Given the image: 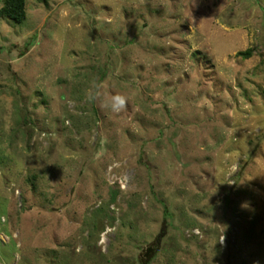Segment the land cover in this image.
Here are the masks:
<instances>
[{
  "label": "rangeland",
  "instance_id": "rangeland-1",
  "mask_svg": "<svg viewBox=\"0 0 264 264\" xmlns=\"http://www.w3.org/2000/svg\"><path fill=\"white\" fill-rule=\"evenodd\" d=\"M24 11L0 17V264H264V0Z\"/></svg>",
  "mask_w": 264,
  "mask_h": 264
},
{
  "label": "clouds",
  "instance_id": "clouds-1",
  "mask_svg": "<svg viewBox=\"0 0 264 264\" xmlns=\"http://www.w3.org/2000/svg\"><path fill=\"white\" fill-rule=\"evenodd\" d=\"M86 97L89 102H98L102 109L113 113L114 115H119L127 110L128 107V97L121 93H105L103 90V85L100 83L93 82V84L86 91ZM242 209L251 210L250 204L248 202H243L241 204ZM225 237L220 238V243L223 244Z\"/></svg>",
  "mask_w": 264,
  "mask_h": 264
},
{
  "label": "trees",
  "instance_id": "trees-1",
  "mask_svg": "<svg viewBox=\"0 0 264 264\" xmlns=\"http://www.w3.org/2000/svg\"><path fill=\"white\" fill-rule=\"evenodd\" d=\"M25 0H5L4 6L0 10V17L9 19L15 23H21L25 19V11H24ZM251 53L248 52H239L241 56H249ZM163 235H159L157 237V245L154 247L153 255L157 254L159 251V244L162 240ZM154 258L153 256L151 257ZM151 259V260H152Z\"/></svg>",
  "mask_w": 264,
  "mask_h": 264
}]
</instances>
